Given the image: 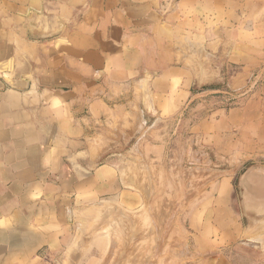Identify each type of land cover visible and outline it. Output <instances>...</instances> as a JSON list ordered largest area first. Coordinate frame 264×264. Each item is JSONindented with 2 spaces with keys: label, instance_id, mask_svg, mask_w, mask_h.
I'll list each match as a JSON object with an SVG mask.
<instances>
[{
  "label": "crops",
  "instance_id": "0c3cea01",
  "mask_svg": "<svg viewBox=\"0 0 264 264\" xmlns=\"http://www.w3.org/2000/svg\"><path fill=\"white\" fill-rule=\"evenodd\" d=\"M251 159L264 0H0V264H96L87 224L168 185L190 206L183 264H264L227 194Z\"/></svg>",
  "mask_w": 264,
  "mask_h": 264
},
{
  "label": "rangeland",
  "instance_id": "374dc122",
  "mask_svg": "<svg viewBox=\"0 0 264 264\" xmlns=\"http://www.w3.org/2000/svg\"><path fill=\"white\" fill-rule=\"evenodd\" d=\"M188 153L190 157L196 153V156L204 159L208 152L193 142ZM253 164H264V160L251 159L240 167L233 175L227 194L230 196V207L238 221L257 234H263V194H247L245 187L241 190L238 187L241 172ZM220 167L222 166L214 169ZM258 171L264 173V168L250 170L246 176L250 180L264 178L256 173ZM219 174L213 172L216 179L221 178ZM191 185H186V189H190ZM181 192L182 187L180 194H177L171 185L164 186V192L148 205L128 212L114 207L113 214L97 220L98 226L89 225L91 222L87 224L83 231L86 238L99 240L100 243L96 244L101 245L100 260L96 264H183L186 261H195L198 254L187 218L190 206ZM174 194H177V197ZM247 197H252L253 200L249 201Z\"/></svg>",
  "mask_w": 264,
  "mask_h": 264
},
{
  "label": "water",
  "instance_id": "95a60500",
  "mask_svg": "<svg viewBox=\"0 0 264 264\" xmlns=\"http://www.w3.org/2000/svg\"><path fill=\"white\" fill-rule=\"evenodd\" d=\"M261 169V168H264V164H253V165H251V166H249V167H247V168H245L242 172H241V175H240V178H239V185H238V187H239V189L241 190V189H243V187H245L246 189H247V194H253V190H251L250 189V185H251V183H252V181L246 176L247 175V173L250 171V170H253V169ZM256 173H259V171L258 172H256ZM260 173H263V172H261L260 171ZM259 173V175L261 176V177H264V173L263 174H260ZM251 181V182H250ZM247 199L249 200V201H252L253 200V198L251 197V198H249V197H247ZM251 199V200H250ZM243 203H244V205H245V200L243 201Z\"/></svg>",
  "mask_w": 264,
  "mask_h": 264
},
{
  "label": "bare ground",
  "instance_id": "6f19581e",
  "mask_svg": "<svg viewBox=\"0 0 264 264\" xmlns=\"http://www.w3.org/2000/svg\"><path fill=\"white\" fill-rule=\"evenodd\" d=\"M252 183L250 185V189L253 190V193H258V194H263L262 192H264V179L262 178L261 180L257 181V180H251ZM262 195V196H263Z\"/></svg>",
  "mask_w": 264,
  "mask_h": 264
}]
</instances>
